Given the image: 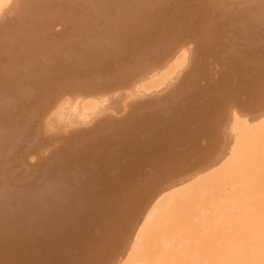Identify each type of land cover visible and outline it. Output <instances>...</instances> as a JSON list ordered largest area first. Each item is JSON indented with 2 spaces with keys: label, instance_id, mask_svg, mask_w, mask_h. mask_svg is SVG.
Here are the masks:
<instances>
[{
  "label": "bare ground",
  "instance_id": "bare-ground-1",
  "mask_svg": "<svg viewBox=\"0 0 264 264\" xmlns=\"http://www.w3.org/2000/svg\"><path fill=\"white\" fill-rule=\"evenodd\" d=\"M47 1L0 0V256L79 249L100 219L79 264H264V0H62L59 37L34 28ZM195 60L233 84L145 108Z\"/></svg>",
  "mask_w": 264,
  "mask_h": 264
},
{
  "label": "rangeland",
  "instance_id": "rangeland-1",
  "mask_svg": "<svg viewBox=\"0 0 264 264\" xmlns=\"http://www.w3.org/2000/svg\"><path fill=\"white\" fill-rule=\"evenodd\" d=\"M50 1L52 2L53 7H51V5H49L48 8H46L48 10H47V12L45 10V14L46 15L44 14L45 15L44 19H41V21H39V23L38 22L35 23L36 25L34 26V28L37 29V30H39L40 27L43 24L44 27L46 28V30H47V27H48L49 29H51L53 31L52 32V35L53 36H55V37L64 36V35H66V33L68 34V32H67L68 30L74 29L76 27V24L77 23L73 19H70L69 18L70 15L69 16H63L65 14H68L67 12H65V10L63 8L64 6H66L63 3V1H65V0H63V1L62 0H55V1L48 0L47 3H51ZM254 7L255 6H253V9H256V7L255 8ZM50 8H51V11H50ZM256 11H257V9H256ZM38 24H40V25H38ZM41 30H44V29H41ZM212 32H213V30L210 31V33H212ZM48 34H49V32H48ZM263 39H261V38H259V39L256 38L255 39L254 38L255 41L253 40V47L257 48L256 52L254 51V53L257 54V55L254 54V59L255 58H257V60L258 59H261L262 61H260V63L264 61V43H263V41H261ZM206 60H208V59H206ZM218 60H220V59H218ZM239 60H237V61H239ZM209 62H211V61H209ZM213 63L214 62H212V66L210 65V68L207 70V72L204 75H201V74L198 75V73L196 72V69L198 68L199 62H198V60L193 61V63L192 64L190 63L189 67L187 68V70L185 71V73L182 75L181 80H180L178 86L173 87V89L169 90L168 93L164 95V98L163 97H160V98L155 99V101H154V99H152L151 101L149 100L148 101V104H146V107L145 108H149L151 106L153 107L154 104L158 105L159 103H162L163 102V103H169V107L164 108V109H168L169 110V108H171L170 107V103H174L176 101V99L174 101V92L180 93V97L181 98L179 97V100H180L179 103H180V105H182V106H180L182 109L185 106H188V104L191 107L189 109H186L185 111H188V110L192 109L193 106L194 107H199V108H201V106H205L206 103L209 102L208 101L209 100L208 99L209 98L208 96H210V94H211L212 91L213 92L216 91V90L222 91V90H220V88L223 87V86H225V85H222V84H227V83L228 84H233V83H231V81L224 82V81H222L220 79L221 77H219V74H216L215 73V70H213ZM245 64L247 65V63H245ZM225 65L226 64H222L223 67ZM246 65L245 66H242L241 68L243 70H247V68L245 69V67H247L248 65L247 66ZM248 68H250V67L248 66ZM253 68H254V65H253ZM258 74L259 73L257 71H255V69H253V73L247 74V76L248 77H252L253 76L254 81L260 82L262 80L261 79L262 77L257 76ZM242 76H244V75H242ZM190 79H192V80L194 79V81H190ZM193 88H195V89H193ZM189 90H190V95L192 94V92H194L195 94L192 95V96H190V95L185 96L184 94L186 92H188ZM195 91H197V93ZM261 94L264 96V89L262 90ZM151 104H153V105H151ZM180 109H179L178 112L184 111V110H180ZM193 126H195L194 123H193ZM59 139L60 138H58L57 140H55L54 142H52V144L50 145V148H49V146H47L46 152L42 153L43 154L42 157H39L41 155L40 153H38V155L39 154L40 155L37 157V152H35V153L32 154L34 158L29 156L30 158L29 157L27 158L29 160H27V159H25V160L28 163H31V164L34 163V162H37L38 164H40V165H38V168L39 169H42V167L49 160V158H51V155L56 152L54 148H56V147H58L60 145L61 139L60 140ZM208 140L209 139L206 140V143H208ZM201 143H204V142L201 141L200 144H199V146L200 145H203ZM47 145H49V144H47ZM195 150H197V149H195ZM30 159H33L34 161L33 160L31 161ZM149 166H151V165H147V167H146L145 170L146 171H149L150 173H152V170L149 168ZM34 181L35 180H33V182ZM136 188H137V185L136 184L131 185L130 186L131 192L133 190H135ZM118 204H120V202H118ZM103 225H104V223L101 222L100 219L99 220L98 219H95V220L94 219H91V221L88 222V225L85 226L86 227V231H87L85 243H84V245H78V246H82L79 249L75 248L76 246H73V245H71L70 247L65 246V247H61V248L59 246V249H58V246L57 245H54L50 241V239L47 240L46 241V244H45L46 247H44L45 248L44 254H41L40 253V254H36L35 256L32 255V259H31L32 264H79L81 262L82 258H83L84 253H85V252L82 251L83 248H86L87 251L88 250L92 251V250H97L99 247L101 248L102 246H104V241L102 239H100L101 237L98 238V239H96V237H98L99 234H100V231H98V229L103 228L104 227ZM90 227H91V229H90ZM5 233L7 235L9 234V232L7 233V231H5ZM91 239H93V240H91ZM20 241H22V244L25 243V246L28 245V248L30 249L29 251H32L33 249L35 250L34 246L31 245V243L29 242V240H26V239L25 240H22V237L20 236ZM68 249L71 252H72V250H74V252H72V253L71 252H68ZM35 252H36V250H35ZM65 252L66 253H69V254L66 255ZM47 253H49V254H47ZM76 254H78V255H76ZM75 256L79 260L76 259ZM48 257H49V259H48ZM68 258H69V260H67ZM70 259H72V260H70ZM47 260H49L50 262H48ZM9 262H10V260L7 262V260H4L0 256V264H9Z\"/></svg>",
  "mask_w": 264,
  "mask_h": 264
}]
</instances>
